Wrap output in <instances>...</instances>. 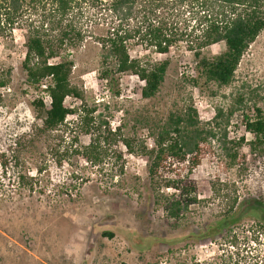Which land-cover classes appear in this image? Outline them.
Returning <instances> with one entry per match:
<instances>
[{
    "label": "rangeland",
    "instance_id": "rangeland-1",
    "mask_svg": "<svg viewBox=\"0 0 264 264\" xmlns=\"http://www.w3.org/2000/svg\"><path fill=\"white\" fill-rule=\"evenodd\" d=\"M108 1H80L65 16L51 0L27 1L13 37L0 40V76L11 70L9 85L0 89V152L15 151V142L28 140L40 122L32 105L38 94L21 69L26 32L33 27L52 38H58L63 28L72 27L80 34L82 40L75 47L67 44L62 48L74 61L71 82L82 91L85 106L95 109L94 117L109 122L113 130L122 126V134L136 150L129 153L122 142L113 144L102 165L90 168L76 157L58 167L31 145L20 149L18 169L34 177L36 190L42 193L19 187L11 173L0 178L4 186L0 264H264V229L252 228V221H244L231 233L224 231V236L213 241L192 236L217 220L231 198L264 188L263 163L254 166L240 160L230 166L226 157L227 148H232L230 140L253 139L242 123L244 113L254 115L255 107L264 110V30L243 56L229 86L203 81L195 85L198 74L192 42L206 25L208 13L201 1L149 0L146 8L138 6L123 23L108 10ZM150 24L162 26L178 41L168 54H159L137 39L129 41L133 59L147 64L170 61L158 95L144 99L143 82L135 75L114 74L112 81L102 80V40L121 25L145 31ZM225 48L224 43L212 45L202 54L212 58ZM68 104L73 107L81 102L69 99ZM190 109L197 111L207 128L218 109L224 111V124L225 118H231L230 111L234 116L227 125L228 139L222 132L210 140L205 157L190 175L200 202L175 225L164 209L155 206L148 157L140 150L154 146V134L170 116L184 115ZM78 118L68 117L71 131L65 139L72 144L79 136V143L73 144L87 145L90 137L79 132ZM241 152L249 154V147L244 145ZM41 166L46 170L38 175L36 168ZM104 232H111L113 238L105 237ZM231 235L236 236L233 245Z\"/></svg>",
    "mask_w": 264,
    "mask_h": 264
},
{
    "label": "trees",
    "instance_id": "trees-1",
    "mask_svg": "<svg viewBox=\"0 0 264 264\" xmlns=\"http://www.w3.org/2000/svg\"><path fill=\"white\" fill-rule=\"evenodd\" d=\"M27 1L38 0H0V40L13 37ZM51 1L56 5L57 12L65 16L78 2L93 0ZM172 1L183 4L189 0ZM199 1L208 13L205 16L206 25L192 42L196 46L194 58L198 74L193 81L195 85L203 81L206 85L229 86L234 81L243 56L264 30V0ZM107 4L108 10L123 23L132 18L138 6L145 5L146 8L149 0H109ZM131 39H137L141 45L146 43L159 54H168L178 40L173 33L166 34L162 26L153 24L148 25L145 31L125 29L121 25L102 40L105 65L101 73L102 80L112 81L114 74L135 75L143 82L142 97L153 99L165 81L170 61L147 64L140 59H133L128 46ZM81 40L80 34H75L72 27L63 28L58 38H52L37 27L27 30L26 53L21 69L29 87L38 94L32 105L40 122L34 125L28 140L19 139L15 142V151L7 149L0 152L3 174L0 178L11 173L10 178L16 179L19 187L42 193V190H36L35 178L18 169L21 163L18 152L30 145L39 154L50 156L58 167L75 157L83 160L90 168L99 167L108 156L111 146L119 142L125 145L129 153H136L135 146L122 134L123 127L113 130L106 120L98 121L94 117L95 109L85 106L82 91L71 82L74 61L69 53L62 52V48L67 44L75 47ZM220 43L226 47L222 54L212 58L202 54L203 49ZM55 59L58 61L53 62ZM10 81L11 70H8L0 76V89L7 87ZM118 91L116 94H119ZM69 99L78 100L81 104L72 107L68 104ZM233 112H229L228 117L231 118H225L224 124L221 122L224 111L218 109L212 125L208 124L209 128L194 109L184 115H172L154 134V146L140 150L148 157V176L155 206L164 209L175 225L184 219L191 206L200 202L196 184L190 175L201 164L210 140L216 139L222 132L225 133L224 139H228L227 125L234 116ZM75 115L79 116V132L90 137L87 145L73 144L79 143V136L73 138L72 144L65 139V135L71 131L68 117ZM242 123L253 139L248 142L244 137L230 140L232 148H227L226 152L228 164L236 166L240 160L254 166L264 164V110L255 107L254 115L244 113ZM244 145L249 147V154L241 152ZM121 158L118 155V159ZM44 163L47 166V159H44ZM44 170L46 168L41 166L36 168V173L41 175ZM3 189V184H0V195ZM163 189H173L177 193L166 194ZM244 221H252V228L264 229V188L247 192L240 198H231L225 212L217 220L192 236L200 241H213L220 235L224 236L226 230L231 233L232 229ZM103 235L109 238L114 236L111 232H104ZM231 238L230 243L233 245L236 236L231 235Z\"/></svg>",
    "mask_w": 264,
    "mask_h": 264
}]
</instances>
